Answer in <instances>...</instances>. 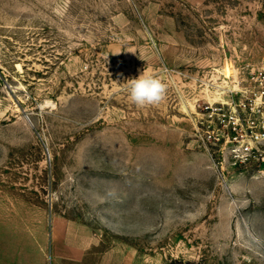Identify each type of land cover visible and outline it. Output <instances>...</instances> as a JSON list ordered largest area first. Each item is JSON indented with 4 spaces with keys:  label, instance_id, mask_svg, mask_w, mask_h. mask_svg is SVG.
<instances>
[{
    "label": "rangeland",
    "instance_id": "rangeland-1",
    "mask_svg": "<svg viewBox=\"0 0 264 264\" xmlns=\"http://www.w3.org/2000/svg\"><path fill=\"white\" fill-rule=\"evenodd\" d=\"M0 264H264V0H0Z\"/></svg>",
    "mask_w": 264,
    "mask_h": 264
},
{
    "label": "clouds",
    "instance_id": "clouds-1",
    "mask_svg": "<svg viewBox=\"0 0 264 264\" xmlns=\"http://www.w3.org/2000/svg\"><path fill=\"white\" fill-rule=\"evenodd\" d=\"M129 96L131 102L138 107L157 105L162 102L166 95V85L162 80L146 74L145 71L138 78L130 79Z\"/></svg>",
    "mask_w": 264,
    "mask_h": 264
}]
</instances>
